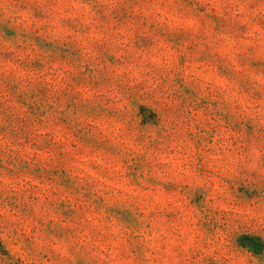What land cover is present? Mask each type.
I'll use <instances>...</instances> for the list:
<instances>
[{
    "label": "rangeland",
    "instance_id": "374dc122",
    "mask_svg": "<svg viewBox=\"0 0 264 264\" xmlns=\"http://www.w3.org/2000/svg\"><path fill=\"white\" fill-rule=\"evenodd\" d=\"M0 264H264V0H0Z\"/></svg>",
    "mask_w": 264,
    "mask_h": 264
}]
</instances>
